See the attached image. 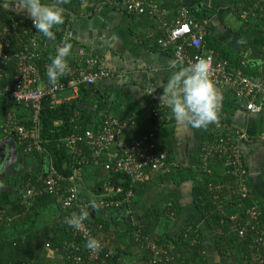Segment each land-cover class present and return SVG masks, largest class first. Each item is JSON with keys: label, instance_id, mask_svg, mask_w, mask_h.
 Returning <instances> with one entry per match:
<instances>
[{"label": "crops", "instance_id": "0c3cea01", "mask_svg": "<svg viewBox=\"0 0 264 264\" xmlns=\"http://www.w3.org/2000/svg\"><path fill=\"white\" fill-rule=\"evenodd\" d=\"M1 1V10L8 11L13 16L24 15L31 20L15 2ZM97 1L92 12L90 8L92 2L87 1L82 5L83 15L73 19L63 42H69L72 45L70 55L66 58L68 65H71L79 57V50L99 56L103 60L109 71V76L95 83L92 86L93 92L109 101L108 109L115 116L126 119L134 118L133 126L118 135L119 143H114L107 155L116 154L123 145L128 144L149 129L152 122V106L161 103L164 110V122L160 125L157 133L166 136L172 150V160L166 163L167 171L165 173H153L151 176L164 177V175H170L171 170L175 168L177 170L178 168L194 169L205 147L203 143L207 138V133L211 134L210 138H215L213 137L216 134L215 131L223 130L224 126L218 119L207 128L201 129H194L177 122L170 108L160 102L162 89L171 74L168 69V61L173 59L172 49L169 48L168 51L162 52L154 51L147 45L161 35L157 22L147 15L127 14L122 8L124 0ZM154 1L167 12L169 20L174 16L173 10L179 5L187 6L191 10L195 9L196 13H203L204 16L208 15L209 11L212 12L207 18L209 22L208 34L221 47H225L231 53L237 52L241 65L249 64L248 74L256 72L259 61L264 59V27L247 32L238 16L239 9L237 8L251 0ZM200 8H204L206 13ZM2 30L3 28L0 29V31ZM206 48L214 51L208 46ZM5 68L7 69V66ZM6 69L3 71L5 75L0 79V89L4 85L12 86L13 84L14 76L12 75L13 79L11 77L10 80H7L10 72L7 73ZM44 81L42 78L39 83L42 84ZM214 86L221 96L218 113L223 123L229 128H225L226 136L237 142L245 165L249 169L252 187L259 198L264 201V186L261 182V170L264 166V104L258 114L247 112L243 104L238 102L229 90ZM150 90L153 92L148 94ZM77 96L72 91L61 92L56 96L57 105L74 100ZM90 106L87 108V114L97 121V108L95 105ZM82 107L84 108V105L79 108L83 109ZM8 118L16 124L25 125L29 120V109L25 105L11 101L5 94H1L0 198L5 209L17 217L19 216L18 199L16 193L6 183L24 172L30 174L40 172L44 176L47 171V163L44 160L22 155L14 133L7 131ZM213 140H205V143L209 145ZM12 149H16L17 152ZM9 151L11 154L8 153ZM105 178L106 174L100 167L87 166L83 169L81 184L86 188L92 185L96 179ZM155 182L158 183H155L146 194L136 200L134 198L129 207L124 210L125 213L111 214L112 212L97 208L91 212L92 216L105 221H113L110 222V227L114 228L117 234H121L119 244L126 246L129 243L130 233L128 226L123 224V220L137 221L139 216L153 203L170 193L180 207L179 214L173 219L172 231L177 234L187 223L196 225L202 234L208 264H232L234 257L217 253L213 234L194 206L191 182L175 185L170 176L164 177L163 181L159 182L157 179ZM110 217H112L111 220H109ZM55 252L53 251V253Z\"/></svg>", "mask_w": 264, "mask_h": 264}, {"label": "built area", "instance_id": "2783aa9c", "mask_svg": "<svg viewBox=\"0 0 264 264\" xmlns=\"http://www.w3.org/2000/svg\"><path fill=\"white\" fill-rule=\"evenodd\" d=\"M263 3L264 0H255L246 9H239V19L246 22L247 19L256 16L264 18ZM122 8L127 14L147 15L153 18L161 31V37L158 40L160 47L162 49L171 48L173 59L182 58L185 66L200 58L207 60L210 66L209 76L214 85L229 90L233 97L243 104L247 112L253 114L261 112L264 104V59L259 61L255 75L247 76L238 69H231L226 60L217 58L205 46V36L209 31L207 19H195L186 6H177L176 14L171 20L167 17V12L160 8L154 0H124ZM14 19L15 17H12V26H3V30L0 31V79L5 75L4 66L11 56L15 59L13 84L1 87L0 95L5 94L11 101L25 105L29 109V120L27 124L22 125L8 118L7 131L14 133L17 146L23 154L35 152L42 155L45 154L40 138V113L43 102L48 100L50 106L57 105L56 96L64 91H72L77 96L81 87L92 86L107 78L109 71L99 56L79 50V57L69 65L70 70L62 76V81H57L55 86L45 81L42 84L39 83L42 77L34 61L47 46L53 44L58 48L63 46L64 42H55L53 39L46 38L41 44L33 37L35 34L33 24L30 27L23 26L22 29H16L14 26L17 22ZM28 33L30 36L26 43L17 44L16 52L11 55L10 39L23 38ZM151 117L154 121L149 130L123 145L119 153L108 156L111 146L117 143L115 139L119 134L130 129L133 122L120 119L107 109L96 127L85 129L81 133H72L63 139L70 155L77 158L75 161L77 166L73 168L70 175L63 177L57 173L51 163H48L43 180L38 178L36 186H30L29 183L25 185L24 198L31 199L42 192L56 198L63 215L62 224L73 237L71 245L64 243L70 249L67 253L70 263L111 264L106 258L114 256L115 253L112 248H106L101 242L98 252H91L85 248L86 239L89 236L94 237L87 220L83 222L86 232L76 231L65 223V218L72 212L78 213L82 207L88 206L89 201L82 202L78 197V184L81 182L85 167H100L106 174V179L93 200L100 205L98 209L107 212H114L123 206L129 207L135 197L134 190L137 186L149 181L151 174H163L167 171L165 154L159 151L156 145L157 131L164 120L161 103L152 106ZM202 153L204 165L208 163L209 158H222L223 167L228 168L227 173L235 178L236 191L234 193L243 199L249 197L246 177L250 176V172L243 166V156L236 141L229 136H221L205 146ZM118 174L128 179L126 189L111 184L110 178ZM38 182L42 188H39ZM63 182H66V187H62ZM208 186L217 191L221 184H209ZM87 210L89 213L93 211L90 207H87ZM261 215V208L255 202L231 215L229 219L233 227L237 229L238 235L244 236L249 230L252 242L257 247L263 248L254 253L263 256L264 222L260 220ZM168 216L170 220L175 218L173 213H169ZM134 239L138 243L144 242L141 248L145 246L149 248L151 264L160 262L165 254L163 246H157L155 239L140 234L139 229L135 231ZM45 247L49 246L46 244ZM258 259L260 264H264V256ZM116 262L117 264H132L124 257H118ZM254 263L259 264L256 261L250 262V264Z\"/></svg>", "mask_w": 264, "mask_h": 264}, {"label": "trees", "instance_id": "16d2710c", "mask_svg": "<svg viewBox=\"0 0 264 264\" xmlns=\"http://www.w3.org/2000/svg\"><path fill=\"white\" fill-rule=\"evenodd\" d=\"M11 1L15 2V0ZM87 1L92 2L90 7L92 12L93 7L98 3L97 0L94 2L91 0H66V2H62L59 5L63 9L64 23L53 29L55 42H62L65 39L73 19L83 15L81 8ZM41 2L48 4L52 0H41ZM252 2L253 0L248 1L237 9H241L242 7L246 9ZM187 8L197 20L207 19L212 14L209 11L208 15L204 16L203 13H196L195 9L191 10L189 7ZM200 9L206 13L204 8ZM172 13L173 15L176 14V8ZM12 17H15L14 20L17 22V25L14 26L16 29H22L23 26H32V20L28 19V17L24 15L13 16L10 12L1 10L0 8V29L3 26H12ZM242 26L247 32L262 28L264 27V18L256 16L247 19L246 22H242ZM32 27L35 31L33 37L42 44L46 38L37 32L34 26ZM29 36L30 34L28 33L23 38L15 37L17 39H10L11 55L16 52L17 44L22 42L26 43ZM160 37L154 39L152 43H148V48L154 51H168V49H162L160 47L158 41ZM205 46L214 50V55L217 58L226 60L231 69H238L244 75H255V72L247 73L250 69L249 64L241 65L240 56L237 52L231 53L230 50L221 47L215 43L214 39L208 33L205 36ZM56 49L53 44L47 46L34 61L45 82H47L46 66L50 63L49 58L55 55ZM6 66L7 69L5 68ZM4 69L7 70V73L8 71L10 72L9 78H7V80H10L12 75L14 76L15 69V59L12 56L4 66ZM62 80L63 77H60L58 81ZM92 86L81 87L76 99L62 102L59 105L50 106L49 101L45 100L40 113V138L45 154L41 155L35 152L23 154L20 150L22 155L37 158L41 161L44 160L47 165L51 163L57 173L63 177L70 175L73 168L77 166L75 163L77 158L70 155L63 139L72 133H81L85 129L96 127L101 122L104 113L109 107V101L106 98H102L103 96H99L98 93H94ZM80 105H84V108H79L81 107ZM90 105H95L97 108V121L90 118L87 114V108ZM116 117L119 118V116ZM128 120L134 124V118H128ZM218 120L224 126V129L215 131L216 134L213 135L215 138H210L211 134L207 133L208 135H206L207 138L205 140L209 141L210 139L213 140L227 135L226 129L229 128L223 123L219 113ZM153 121L154 119L152 117L151 124ZM76 126H78L77 129H75ZM156 138L157 149L165 153V163L171 161L172 150L166 136H161L157 133ZM205 140L203 145L207 146L208 144L205 143ZM119 151L117 150L118 153ZM202 154L198 158L197 166L194 169L178 168L177 170L175 168L171 170L170 175H164V177L170 176L175 185L183 182H191V196L194 206L207 224L209 231L213 234L214 245L219 255L234 257L232 264H250L253 261L259 263L260 260L258 257L262 258L264 254L262 256L261 254L254 253V251H261L263 248L257 247L252 242L249 230L246 231L244 236L238 235L237 229L233 227L229 218L244 207L256 202L261 208L262 215L260 220L264 222V201L259 198L257 192L253 189L250 176L246 177L249 197L243 199L236 195L234 193L236 191L235 178L227 173L228 168L225 169L223 167V159L218 157L209 158L207 160L208 163L204 165L202 162ZM242 161L243 166L248 169L245 165L244 157H242ZM261 174V182L264 186V166ZM164 177L159 175L151 176L149 181L137 186L134 190L135 200L146 194L155 183H158L155 182L157 179L160 182L164 180ZM38 178L43 180V174L40 172L31 174L24 172L6 183L16 193L19 216L16 217L12 212L6 210L0 198V264H72L67 258V253H69L70 249L68 245H71L73 237L66 230L65 225L62 224L63 215L56 202V198L44 192L34 195L31 199L24 198L23 192L24 188H26L25 185L29 183L30 186H36ZM104 181L105 179H96L92 183V191L98 193V189L101 188ZM110 182L113 185L121 186L123 189H126L128 186V179L120 174L110 178ZM209 184H221V187L216 191L210 189ZM62 187H66V182L62 183ZM39 188H42L41 184ZM237 204L240 205L238 206ZM125 207L123 206V208L115 210L111 214L125 213L124 210L127 208ZM179 212L180 207L177 200L169 193L163 199L153 203L139 216L137 221L133 222L129 219L123 220V224L128 226L130 233L129 243L126 246L119 244L121 234H117L115 229L110 227V222L112 223L113 221H105L93 217L89 213L87 222L91 226L92 236L103 243L106 248H112L115 252L114 256L106 258L111 264H117L116 259L118 257H124L132 264H151L149 248H146V246L141 248L144 242L138 243L134 239V233L137 229H139L140 234L143 236L155 239L157 246H163L165 248V254L158 264H208L202 234L196 225L187 223L179 233L176 234L172 231L174 220H170L168 214L173 213L174 217H176ZM46 244L49 246L48 248H45ZM49 251H56L55 256L49 257Z\"/></svg>", "mask_w": 264, "mask_h": 264}, {"label": "clouds", "instance_id": "9594fccd", "mask_svg": "<svg viewBox=\"0 0 264 264\" xmlns=\"http://www.w3.org/2000/svg\"><path fill=\"white\" fill-rule=\"evenodd\" d=\"M62 2L66 0H52L48 4L42 3L41 0H15L21 11L31 18L36 31L53 40V29L64 23L63 9L59 6ZM71 48V43H64L56 49L55 55L49 58L46 76L50 85L55 86L59 78L70 70L66 58L70 55ZM168 69L171 74L162 89L160 102L170 108L174 119L194 129L207 128L215 123L221 96L210 79L209 62L200 58L185 66L183 59L177 57L168 61ZM99 206L97 201L90 199L87 207L96 210ZM87 207H82L78 213L72 212L65 218V223L76 231L86 232L83 222L89 219ZM84 246L91 252H98L101 248L99 240L91 236L86 239Z\"/></svg>", "mask_w": 264, "mask_h": 264}, {"label": "rangeland", "instance_id": "374dc122", "mask_svg": "<svg viewBox=\"0 0 264 264\" xmlns=\"http://www.w3.org/2000/svg\"><path fill=\"white\" fill-rule=\"evenodd\" d=\"M87 185V184H86ZM92 185L88 186V187H83L81 182L79 183L78 185V197H79V200H81L82 202L85 201H89L90 199L93 200L95 198V196H97L96 194L97 193H94L92 191ZM49 253V257H54L55 256V253L53 252H48Z\"/></svg>", "mask_w": 264, "mask_h": 264}, {"label": "water", "instance_id": "95a60500", "mask_svg": "<svg viewBox=\"0 0 264 264\" xmlns=\"http://www.w3.org/2000/svg\"><path fill=\"white\" fill-rule=\"evenodd\" d=\"M7 141H8V140H7ZM115 141L119 143V141H118L117 138L115 139ZM2 143H3V142H2ZM7 143H9V142H7ZM10 150H11V149H10ZM12 150H14V152L16 151V149H12ZM11 152H12V151H11ZM16 152H17V151H16ZM8 153L11 154L10 151H9Z\"/></svg>", "mask_w": 264, "mask_h": 264}]
</instances>
